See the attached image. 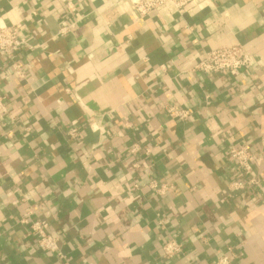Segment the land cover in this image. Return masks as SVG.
<instances>
[{"label": "crops", "instance_id": "0c3cea01", "mask_svg": "<svg viewBox=\"0 0 264 264\" xmlns=\"http://www.w3.org/2000/svg\"><path fill=\"white\" fill-rule=\"evenodd\" d=\"M18 23L24 77L0 56V264H264V65L195 69L233 44L264 63V0L144 18L127 0H0V27ZM233 145L253 150L251 174ZM28 212L64 258L39 248ZM172 239L183 253L166 259Z\"/></svg>", "mask_w": 264, "mask_h": 264}, {"label": "built area", "instance_id": "2783aa9c", "mask_svg": "<svg viewBox=\"0 0 264 264\" xmlns=\"http://www.w3.org/2000/svg\"><path fill=\"white\" fill-rule=\"evenodd\" d=\"M200 0H127L132 6L136 18H144L164 5H171L175 10L184 14L188 5ZM68 8H72L73 0H66ZM68 27L62 28L60 33L68 31ZM31 48L28 38L22 33V24H12L0 27V56L6 62H9L14 69L15 74L23 78L25 75L24 64L16 59V54L23 50ZM264 62V58L262 59ZM264 65L252 52L247 50L241 44L224 45L216 47L208 52L205 58L195 66V69L205 74H218L221 72H232L238 70H250L257 65ZM0 109L4 106L0 101ZM167 113L170 117L179 120H185L189 116V111L176 106H169ZM79 134L77 128H71L68 135L75 137ZM230 158L246 174H251L255 155L249 145H233L229 149ZM249 183L256 184L257 180L251 178ZM237 187L242 188V183H235ZM151 188L158 194H164L168 188L165 184L151 183ZM20 223L26 225L30 232L35 236L39 248L45 252L64 258L61 250L60 239L57 234L49 232V222L46 220H32L30 214L23 216ZM183 253L182 244L176 240H168L162 246V254L166 259L174 258ZM216 264H232L231 256L221 255L218 257Z\"/></svg>", "mask_w": 264, "mask_h": 264}]
</instances>
